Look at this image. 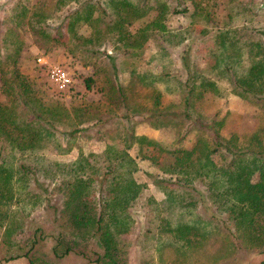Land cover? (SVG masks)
Masks as SVG:
<instances>
[{
  "label": "trees",
  "instance_id": "16d2710c",
  "mask_svg": "<svg viewBox=\"0 0 264 264\" xmlns=\"http://www.w3.org/2000/svg\"><path fill=\"white\" fill-rule=\"evenodd\" d=\"M210 1L50 0L49 7L46 2H41L35 8L24 2L12 4L9 14L2 20L5 32L0 35V42L10 43L14 49L0 58L1 87L6 95V101H0V143L7 144L11 150L30 152L40 149L46 139L56 134H61L67 145L78 131L83 130L70 122L68 128L58 131L65 112L63 105L56 100L48 102L37 81L18 70L15 58L21 47L24 27L31 31L38 46L44 41L55 42V45L61 43L69 52L80 47L91 56L100 53L108 60L114 56L99 50L101 44L109 43L113 51L122 49L131 54L150 37L154 38L159 51L181 45L177 72L183 74V78L177 84L181 93L177 110L155 113L159 110L155 108L160 103L159 91L151 83L149 88L155 106L147 117L155 126L191 119L188 130L182 132L181 127L178 128L175 142L181 141L191 129L197 133L192 148L166 149L155 140L135 135L126 126L122 149L106 145L97 161L89 162L88 158L79 157L69 164L66 174L52 187L61 195L60 207L53 205V208L58 214L57 219L62 221V231L53 233L56 235L51 238L50 255L41 257L40 264H57L71 252L90 259L86 243L91 238L101 250L91 260L95 264H126L127 250L122 238L132 231L134 223L128 209L144 185L135 178L137 161L127 151L134 143L140 152L142 146L151 148L142 157L161 173L148 174L154 184L162 187L165 195L156 204L161 237L164 234L167 238L181 239V246L190 247L192 244L201 246L203 238H218L220 232L227 231L224 238H239L244 248L264 255V125L244 136L231 133L226 137L220 133L223 119L214 115L207 118L192 115L194 103L205 94H222L217 80L207 77L206 72L210 73L208 76L225 79L232 93L264 106V30L261 36L245 23L217 26L218 23L214 24L216 10L212 9ZM69 2L78 3L77 8L64 15L58 14ZM168 14L184 15L190 27L184 30L170 28L166 23ZM195 18L201 19V27H195V20H192ZM226 18L232 19V15H226ZM52 20L59 22L52 26ZM137 20L145 22L131 33L129 26ZM79 24L90 27L87 38L77 34L75 26ZM207 24L215 28L212 47L206 49L209 60L206 69L202 70L192 63V48L188 43L196 32L201 36L210 33ZM71 40L74 48L70 47ZM7 49L9 46L4 47V52ZM110 65L113 70L100 88L102 97L111 109V115L118 116L113 110L121 108L124 111L121 117H126L136 105L134 76L146 86L143 76L148 75L132 70V79L124 86L118 80L114 59ZM162 70L158 76L164 77L162 79L170 76L168 71ZM92 82L93 78H86V88ZM82 109L84 111L74 113L78 122L88 115L86 108ZM101 119V114L96 111L94 122L100 123ZM11 172L10 167L0 164V199L13 177ZM255 173L258 179L252 182ZM206 201L210 203L209 215L204 206ZM149 202L153 200L149 199ZM225 223L227 227H222ZM223 256L214 254V262ZM34 263L29 261L28 264ZM258 264H264V259Z\"/></svg>",
  "mask_w": 264,
  "mask_h": 264
},
{
  "label": "rangeland",
  "instance_id": "374dc122",
  "mask_svg": "<svg viewBox=\"0 0 264 264\" xmlns=\"http://www.w3.org/2000/svg\"><path fill=\"white\" fill-rule=\"evenodd\" d=\"M16 2H24L29 7L35 8L41 2H46L45 5L49 7L50 0H0V35L5 32L2 20ZM209 3H212V9L216 10L214 24L218 23L217 26L245 23L262 36L264 0H212ZM77 6L78 3L69 2L58 14L69 13ZM229 14L232 15V19L228 20L226 15ZM192 20H195L193 23L196 28L203 25L200 18ZM57 21L52 20L50 24L56 26L59 22ZM144 22V20L135 21L129 26V31L134 33ZM166 23L176 30H184L189 26L188 20L181 14H168ZM207 25L208 30H211L210 33L201 36L196 32L188 43L192 48L190 52L192 63L202 70L206 69V62L209 60L207 52L212 47V31L215 28L212 24ZM75 30L84 38L90 33V27L84 24L76 25ZM21 34V47L15 58L18 70L37 81L48 102L56 100L63 105L65 112L61 117L63 122L58 126V131L68 128L70 122L83 130L78 131L67 145L63 136L56 134L55 137L46 139L40 149L30 152L11 150L7 144L0 143V164L10 167L13 176L7 189H3L4 196L0 199V264H28L29 261L40 264L41 257L46 258L50 255L51 238L62 231V221L57 219L58 214L53 208V205L60 207L61 195L58 189H52L53 185L66 174L68 165L79 157H86L89 162H95L106 145L122 149L125 144L126 126H129L130 132L135 135L155 140L166 149L174 147L190 149L194 146L197 136L196 131L191 129L181 141L175 142L178 128L181 127L182 132L188 130L191 119L185 122L176 121L167 126H155L147 117L155 106V101L152 100L153 93L149 88L151 83H154L159 91L160 103L155 106L159 110L155 113L177 110L176 105L181 99L177 84L183 78V74L177 72L180 68L178 54L181 45L168 46L165 51H159L154 38L150 37L132 54L122 49L113 51L109 43L105 46L100 45L99 50L102 49L106 54L114 56L118 80L124 86L132 79L130 76L132 70L148 75L143 76L146 86H142L139 79L134 76V105H136L126 117H121L124 113L121 108L113 110L119 114L118 116L111 115V109L107 106V102L104 103L100 90L107 76L112 73L110 61L113 59L110 58L109 61L100 53L91 56L80 47L74 48L73 40L70 41V47L74 48L73 52H69L61 43L55 45V42L44 41L38 46L31 31L26 27ZM10 37L12 35L10 36L9 33ZM84 43L89 46L85 40ZM5 46L10 48L6 52H4ZM12 50L14 49L10 43L4 45L0 42V58L4 54L8 55ZM39 55L45 56L51 62L61 64L69 72L72 77V85L69 89L65 92L56 91L47 78L45 67L36 62V57ZM162 69L169 72L170 76L166 79L158 76L163 72ZM204 74L217 80L222 94L220 96L205 94L202 99L194 103L192 115H201L205 118L214 115L217 119H223L220 133L226 137L231 133L244 136L264 125V106L261 103L232 93L225 79L208 76L209 72ZM89 77L93 78V82L89 88H86L85 80ZM0 101H6L1 80ZM82 108H86L85 112L88 115L78 122L74 113L76 110L84 111ZM96 111L101 114L100 123L94 122ZM148 150L151 148L142 146L140 152L136 143L127 149L137 161L138 169L134 176L144 185L137 199L128 209L134 223L132 231L122 238L127 250L126 264H258L264 259L263 254L244 248L239 238H224L227 231L220 232L218 238H203L201 246L192 244L190 247H183L181 239L167 238L164 234L161 237L158 234L157 225L160 221L156 204L165 195L162 187L154 184L148 176L150 173L161 174L148 159L142 157V154L148 153ZM257 179L258 174L255 173L251 181L255 182ZM149 199L154 203L149 202ZM209 204L207 201L204 204L207 215L211 213ZM222 227H227V224H223ZM233 244L234 246H231ZM86 245L90 259L71 252L59 259L57 264H95L91 260L95 258L96 252L101 250L93 238L88 239ZM218 253L224 256L214 262L213 255Z\"/></svg>",
  "mask_w": 264,
  "mask_h": 264
},
{
  "label": "built area",
  "instance_id": "2783aa9c",
  "mask_svg": "<svg viewBox=\"0 0 264 264\" xmlns=\"http://www.w3.org/2000/svg\"><path fill=\"white\" fill-rule=\"evenodd\" d=\"M36 62L45 67L48 80L58 92H65L72 85V77L59 63L51 62L45 56L36 57Z\"/></svg>",
  "mask_w": 264,
  "mask_h": 264
}]
</instances>
